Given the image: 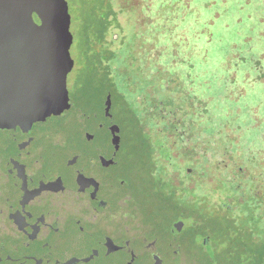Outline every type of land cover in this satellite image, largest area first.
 Wrapping results in <instances>:
<instances>
[{"label":"rangeland","instance_id":"obj_1","mask_svg":"<svg viewBox=\"0 0 264 264\" xmlns=\"http://www.w3.org/2000/svg\"><path fill=\"white\" fill-rule=\"evenodd\" d=\"M0 22L10 76L49 82L43 120L62 129L51 164L92 151L112 183L120 168L139 186L160 182L190 213L177 236L161 217L162 239L184 243L194 264H225L234 241L241 263L264 264V0H0ZM128 112L150 165L129 153L138 145ZM67 114L79 119L72 141ZM196 221L215 238L204 258Z\"/></svg>","mask_w":264,"mask_h":264},{"label":"flooded vegetation","instance_id":"obj_2","mask_svg":"<svg viewBox=\"0 0 264 264\" xmlns=\"http://www.w3.org/2000/svg\"><path fill=\"white\" fill-rule=\"evenodd\" d=\"M56 125L23 117L0 129V264L196 263L184 243L162 239V228L133 213L122 168L112 183L109 165L92 151L65 167L51 164L62 130ZM184 228L182 221L171 226L176 236ZM207 244H196L203 258Z\"/></svg>","mask_w":264,"mask_h":264},{"label":"trees","instance_id":"obj_3","mask_svg":"<svg viewBox=\"0 0 264 264\" xmlns=\"http://www.w3.org/2000/svg\"><path fill=\"white\" fill-rule=\"evenodd\" d=\"M103 23L104 22L101 23L102 26H103ZM104 27H106V23L104 24ZM107 27H108V24H107ZM95 57L99 58L100 55H96ZM102 78H104V74H103ZM87 80L90 83L92 82L91 81L92 78L89 74L87 75ZM110 88H112V87L110 86ZM75 97H76V94H74V97L72 98L73 100L66 101V111L67 112L74 111V109L76 107H78V101H77L78 97L77 98H75ZM116 97H118V96H116ZM119 99H121V98H119ZM68 115L69 114L61 117L62 120L66 121L65 124H63V126H65L64 128H65V131L67 132V134H69L71 136H75L74 134H76V132L73 131V129H76V126H77L76 123L77 124L79 123V119L77 117H74L75 120L67 119V118H69ZM127 115L130 117L129 119H130V121H132L131 123L135 124L136 130H137L136 144L138 145L136 147L135 151H130L129 153L133 154V156L140 154L139 157H136V158L133 157L134 160H137L135 162L136 165H139L140 163H148V165H150L151 164L150 148L148 145H144V143L141 141V138H140V135L138 134V129H137L138 120L130 112H128ZM0 129H3V128L0 127ZM1 132L2 131L0 130V141L2 140V133ZM135 133H136V131H135ZM184 153L185 154H183V156H182L184 161H186V160L187 161L188 160L193 161V158L190 159L191 157L189 156V152H184ZM186 153L188 154V156L186 155ZM192 153L194 154V152H192ZM0 158H3V152L1 150H0ZM184 172H187V171H184ZM122 177L126 180V183L128 184L127 185V188H128L127 192H129L128 194H129L130 199H131L130 206L136 208L135 211H133V213L136 214L137 216H139L143 223L148 224L150 227H154L156 229H161L162 224L160 223V220H159L161 217H163V218L170 217L171 218V219H169L171 221L169 223L170 226H172L178 220H188L190 218V217L187 218V216H188L187 206L185 207V206H183L184 203L178 202V200H176L174 198L173 194H170L167 197L162 196L161 189H160L162 183H160V182L155 183L154 182L150 186H139L134 181V178H135L134 174H132V177L129 178L125 174L122 173ZM184 177H187V175H185ZM156 203H158V205L161 207V211L159 213H154V211L151 210L152 206L155 205ZM219 208L224 210V208H222L221 205ZM189 216H190V213H189ZM189 230L194 232V237H196L197 239H199L201 237H203L204 240L207 239L206 243L209 242V238H211L210 239L211 241L215 240L211 229H209V228L204 229L203 225H201L200 223H197V221L194 222V224H192L191 227H189ZM236 246H239V244L235 241L232 244L231 243L229 244L228 251L224 255L226 257L225 258V264H244V263H241V261L243 259L240 258V260H238V254H234V249ZM214 247L216 250L218 249L217 244H216V246L214 245ZM209 264H213V262H211ZM214 264H215V262H214Z\"/></svg>","mask_w":264,"mask_h":264},{"label":"water","instance_id":"obj_4","mask_svg":"<svg viewBox=\"0 0 264 264\" xmlns=\"http://www.w3.org/2000/svg\"><path fill=\"white\" fill-rule=\"evenodd\" d=\"M1 24L0 22V127H7L15 118H19L20 121L23 117L28 121L43 120L48 105L45 101H41V93L48 88L49 82L41 76L39 86L29 88L24 81L10 76L7 51L3 40L5 34ZM176 225L179 228L182 223L178 222Z\"/></svg>","mask_w":264,"mask_h":264}]
</instances>
